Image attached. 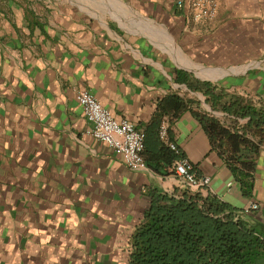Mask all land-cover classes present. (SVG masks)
I'll list each match as a JSON object with an SVG mask.
<instances>
[{"label":"crops","instance_id":"0c3cea01","mask_svg":"<svg viewBox=\"0 0 264 264\" xmlns=\"http://www.w3.org/2000/svg\"><path fill=\"white\" fill-rule=\"evenodd\" d=\"M177 1L0 0V264H128L152 190L184 188L181 157L203 182L192 191L264 239V148L246 194L193 113L188 95L202 92L180 80L264 103V0H220L194 27ZM83 91L146 133V168L89 132ZM245 264H264V246Z\"/></svg>","mask_w":264,"mask_h":264},{"label":"trees","instance_id":"16d2710c","mask_svg":"<svg viewBox=\"0 0 264 264\" xmlns=\"http://www.w3.org/2000/svg\"><path fill=\"white\" fill-rule=\"evenodd\" d=\"M180 80L202 92L212 110L223 113L220 117L193 109L212 147L249 193L256 159L264 148V103L210 81L188 75ZM175 99L184 106L182 98ZM161 117L162 112H156V130ZM262 246L264 239L241 211L217 195H204L189 187L173 192L154 189L143 219L130 237L128 264H245L261 254Z\"/></svg>","mask_w":264,"mask_h":264},{"label":"built area","instance_id":"2783aa9c","mask_svg":"<svg viewBox=\"0 0 264 264\" xmlns=\"http://www.w3.org/2000/svg\"><path fill=\"white\" fill-rule=\"evenodd\" d=\"M177 5L183 9L186 25L194 27L200 23L211 21L218 12L220 0H178ZM78 99L84 113L92 127L89 132L99 140L105 141L118 152L123 153L126 163L132 169L146 168L143 155L145 148V132L135 126L128 119H118L102 105L90 92L83 91L78 94ZM160 138L178 151L177 145L168 141V125L162 123L159 129ZM174 170L182 186L200 187L203 182L194 170L193 163L181 157L174 163ZM252 207L256 208L257 204Z\"/></svg>","mask_w":264,"mask_h":264},{"label":"rangeland","instance_id":"374dc122","mask_svg":"<svg viewBox=\"0 0 264 264\" xmlns=\"http://www.w3.org/2000/svg\"><path fill=\"white\" fill-rule=\"evenodd\" d=\"M75 1H82V0H75ZM188 98L190 100H193V102L196 103L197 108L200 110L210 111L220 117L223 114L221 111L212 110L210 105L206 102L205 96L202 93H199V95H190V96L188 95Z\"/></svg>","mask_w":264,"mask_h":264}]
</instances>
